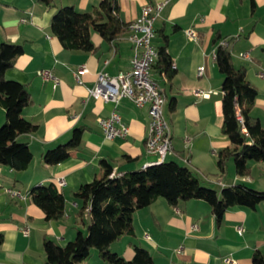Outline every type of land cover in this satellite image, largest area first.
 <instances>
[{
  "label": "crops",
  "instance_id": "1",
  "mask_svg": "<svg viewBox=\"0 0 264 264\" xmlns=\"http://www.w3.org/2000/svg\"><path fill=\"white\" fill-rule=\"evenodd\" d=\"M100 1L56 0L54 8L48 9L37 0H0V43L23 47L6 78L28 86L31 103L23 108L22 117L37 126L34 133L18 137L32 154L27 169L15 172L0 166V264H44V237L63 246L77 231L86 230L77 223L80 204L72 192L102 176L101 161L122 172L143 169L157 159L146 152L147 107L139 108L126 98L115 106L88 93L99 72L114 76L130 69L133 52L127 40L129 32L106 41L91 29L94 50L81 52L64 49L50 31L51 18L59 8L72 6L78 12L94 13ZM163 1L116 0L118 16L129 24L141 15L144 5ZM189 28L198 33L195 43L185 36ZM154 29V47L160 44L161 35L168 36L167 52L175 69L171 80L152 73L165 97L163 113L172 141L164 161L189 168L218 195L236 185L264 192L263 162H250L249 175L239 177L230 159L225 172L218 173L216 153L232 145L221 132L223 76L214 59L219 42L226 40L233 64L245 67L247 81L257 90L251 115L264 127V0H171ZM242 53L247 57H241ZM81 66L87 72L77 81L74 74ZM200 66L204 71L197 76ZM41 70L49 71L58 84L37 76ZM192 91L209 92V96L197 97ZM113 110L129 128L124 139L106 140L98 126V119L108 117ZM76 128L83 132L81 145L66 161L43 164L42 154L66 143ZM125 157L136 161L126 162ZM59 179L65 182L59 187L65 197V214L58 221L46 222L43 212L30 202L29 191L36 186L57 185ZM132 226V235L120 236L109 247L125 260L132 259L134 245L146 249L153 264H250L254 251L264 254V203L254 209L231 207L217 225L210 206L202 200L191 199L172 207L158 198L133 214ZM240 226L242 234L237 231ZM94 264L103 263L98 257Z\"/></svg>",
  "mask_w": 264,
  "mask_h": 264
},
{
  "label": "trees",
  "instance_id": "2",
  "mask_svg": "<svg viewBox=\"0 0 264 264\" xmlns=\"http://www.w3.org/2000/svg\"><path fill=\"white\" fill-rule=\"evenodd\" d=\"M37 1L48 9L54 8L56 2ZM91 29L106 41H113L128 31V24L118 16L116 0H101L94 13H82L72 6H64L53 14L50 22L52 35L69 51L92 52ZM167 39V35H161V42L155 47L158 57L152 73L171 80L175 69L167 52ZM22 54V45L0 43V108L5 117L0 127V166L15 172L26 170L32 160L28 146L19 142L18 137L37 130L36 125L22 117L23 108L31 103L28 86L7 79L5 74ZM215 63L223 76L221 132L232 145L231 149L217 151L216 166L218 173L223 174L227 161L231 159L236 175L246 177L250 162L264 163V127L251 115L257 90L247 81L245 67L233 64L227 47L217 46ZM238 114L242 122L238 120ZM82 133L81 128H76L66 143L45 151L41 156L43 164L54 166L66 161L70 152L81 145ZM125 161L136 160L125 157ZM100 165L103 171L100 178L82 184L72 192V197L80 204L77 223L85 226L86 235L79 230L74 239L63 246L44 237V264H81L90 257L92 249L97 251L103 264H153L150 253L142 247L133 246L131 260L111 252L109 247L120 236L132 235L133 214L158 198L172 207L191 199L202 200L210 206L217 225L231 207L254 209L264 203V192L242 185L226 187L218 195L189 168L174 161L124 170L121 176L113 178L109 177L113 167L105 161ZM29 198L43 212L46 222L58 221L65 214V197L55 183L32 187ZM1 239L0 235V243ZM250 264H264V254L254 251Z\"/></svg>",
  "mask_w": 264,
  "mask_h": 264
},
{
  "label": "built area",
  "instance_id": "3",
  "mask_svg": "<svg viewBox=\"0 0 264 264\" xmlns=\"http://www.w3.org/2000/svg\"><path fill=\"white\" fill-rule=\"evenodd\" d=\"M170 1L164 0L153 5H144L141 15L128 24L129 33L127 40L131 44L133 52L130 69L119 72L114 76L99 72L94 86L88 90L90 97L101 100L104 103H113L116 106L121 98H126L139 108L147 107L149 123L145 141L146 152L157 156L155 162L148 164V166L162 163L172 150L170 130L163 113L165 97L156 80L152 77V66L158 57L157 50L153 45L155 37L154 23ZM22 21L24 22L25 20ZM184 33L188 41L194 43L198 41V33L195 29H186ZM227 44L226 40L219 42L222 47H227ZM240 56L246 58L247 54L242 53ZM203 71V66L198 67L196 70L197 76H202ZM86 72L85 66H81L74 74L75 79L78 81L79 75ZM37 76L44 81H52L54 86L58 84V80L47 70L38 71ZM192 93L202 98L209 96V92L192 91ZM238 120L242 122L239 114ZM97 123L106 140L124 139L129 133V128L122 122L120 114L115 110L108 117L98 119ZM242 130L244 131V129ZM119 176H121V172L113 170L109 177ZM57 185L58 187H63L65 185L64 180H57ZM8 193L14 197H20L15 191L8 190ZM237 231L242 234L243 228L240 226ZM24 233L26 234L27 232L24 231ZM145 238L148 239L149 236L146 234ZM225 262L233 263L230 259H226Z\"/></svg>",
  "mask_w": 264,
  "mask_h": 264
},
{
  "label": "rangeland",
  "instance_id": "4",
  "mask_svg": "<svg viewBox=\"0 0 264 264\" xmlns=\"http://www.w3.org/2000/svg\"><path fill=\"white\" fill-rule=\"evenodd\" d=\"M2 110V112H3V118H0V127L4 124V121H5V117H4V111H3V109H1L0 108V111ZM13 205V204H12ZM71 222V224H73V220H71L70 221ZM81 229V228H80ZM81 231H82V233L84 234V235H86V230H82L81 229ZM121 244H123V241H121V243H120V245ZM62 245V244H61ZM97 251L95 250V249H92L91 250V255H90V258H88L87 259V262H89V264H94L95 263V261L96 260H98V255H97V253H96ZM93 254L95 255V257H93Z\"/></svg>",
  "mask_w": 264,
  "mask_h": 264
}]
</instances>
